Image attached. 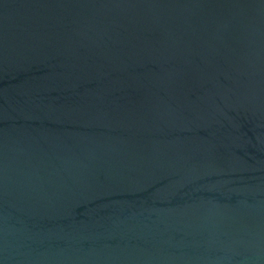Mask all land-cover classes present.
I'll use <instances>...</instances> for the list:
<instances>
[{
  "label": "water",
  "instance_id": "water-1",
  "mask_svg": "<svg viewBox=\"0 0 264 264\" xmlns=\"http://www.w3.org/2000/svg\"><path fill=\"white\" fill-rule=\"evenodd\" d=\"M0 264H264V0H0Z\"/></svg>",
  "mask_w": 264,
  "mask_h": 264
}]
</instances>
